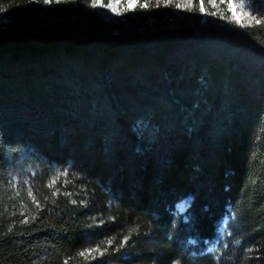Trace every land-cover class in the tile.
<instances>
[{"label": "trees", "instance_id": "trees-1", "mask_svg": "<svg viewBox=\"0 0 264 264\" xmlns=\"http://www.w3.org/2000/svg\"><path fill=\"white\" fill-rule=\"evenodd\" d=\"M232 2L0 0V264H264V0Z\"/></svg>", "mask_w": 264, "mask_h": 264}, {"label": "snow or ice", "instance_id": "snow-or-ice-1", "mask_svg": "<svg viewBox=\"0 0 264 264\" xmlns=\"http://www.w3.org/2000/svg\"><path fill=\"white\" fill-rule=\"evenodd\" d=\"M45 2H50V0H45ZM210 2L214 5L216 3V0H210ZM137 4V0H128V7L135 8ZM227 5H228V10L232 12L233 19L237 22H241V17L237 14L236 8L240 7V5H235L232 0H227ZM147 4L141 5V7H147ZM180 5H177L179 7ZM111 7V5H109ZM200 11L204 12L205 7H204V0H200ZM213 15L215 13H212ZM253 20H255V23L260 24L262 21L260 19H256L255 17H252ZM95 251V250H94ZM81 256L85 255V253H80Z\"/></svg>", "mask_w": 264, "mask_h": 264}, {"label": "rangeland", "instance_id": "rangeland-1", "mask_svg": "<svg viewBox=\"0 0 264 264\" xmlns=\"http://www.w3.org/2000/svg\"><path fill=\"white\" fill-rule=\"evenodd\" d=\"M191 201H192L191 198H187V199L181 201V202L178 204V210H179L180 212H184V211H186L187 208L189 207Z\"/></svg>", "mask_w": 264, "mask_h": 264}]
</instances>
